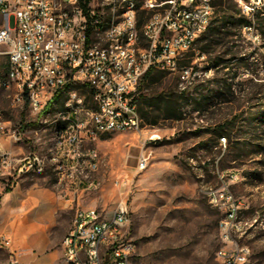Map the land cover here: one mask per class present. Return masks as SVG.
<instances>
[{"label":"rangeland","instance_id":"1","mask_svg":"<svg viewBox=\"0 0 264 264\" xmlns=\"http://www.w3.org/2000/svg\"><path fill=\"white\" fill-rule=\"evenodd\" d=\"M241 3L229 5L242 13ZM221 15L206 29L221 30L220 38L213 37L216 45L208 47L210 36L200 35L189 58L183 54L179 59V66L200 73L188 89L180 119L155 125L143 121L139 133L103 134L92 145L101 157L94 175L97 188L76 193L71 218L75 208H95L111 216L119 204H126L134 245L131 264H219L217 226L224 210L209 201V192L221 188L241 201L238 217L251 225L238 238L250 250L249 263L264 264V23L255 19L258 14L252 19L242 15L248 22L255 20L252 31L261 38L257 42L240 30L242 25H221ZM202 46H207L205 52L198 51ZM6 50L0 46V114L21 135L26 151L43 155L54 130L73 115L56 116L49 124L58 110H67L65 97L35 120L27 106L15 104L13 92L1 85ZM171 91L179 92L175 75L159 72L153 79L143 78L136 98L146 100L137 105L148 112V105L156 107V96ZM80 93L90 104L85 90ZM140 158L146 160L142 170ZM43 175L34 179L55 182L51 170ZM69 225L64 217L48 232L55 251L61 250L60 236Z\"/></svg>","mask_w":264,"mask_h":264},{"label":"built area","instance_id":"2","mask_svg":"<svg viewBox=\"0 0 264 264\" xmlns=\"http://www.w3.org/2000/svg\"><path fill=\"white\" fill-rule=\"evenodd\" d=\"M121 1H130V8L120 20H113ZM262 2L242 0L239 15L256 12ZM214 10L212 0H0V46L7 47L8 61L2 87L7 90L9 78L19 79L13 102H26L34 120L57 94L65 97L64 102H73L74 110H58L49 124L56 116L75 115V122L68 125L73 140H66L65 133L58 140V161L39 164L38 152L23 150L21 135L0 114V141L9 146L0 149V186L6 189L51 166L57 182L71 185L76 193L96 190L94 175L101 157L92 145L103 134L141 131L143 121L134 98L148 71L175 75L179 92L196 83L200 73L178 62L208 28ZM257 19L264 23V15ZM252 24L255 20L240 30L259 42ZM78 73H86V80H78ZM145 166L146 160L140 158L138 170ZM82 172H91V182L83 181ZM209 201L224 210L217 226L219 264H250L249 248L238 242L251 226L238 217L243 204L223 188L210 191ZM129 224L126 204H119L114 216L76 208L61 240L62 263L131 264ZM0 244L10 247L7 238Z\"/></svg>","mask_w":264,"mask_h":264},{"label":"crops","instance_id":"3","mask_svg":"<svg viewBox=\"0 0 264 264\" xmlns=\"http://www.w3.org/2000/svg\"><path fill=\"white\" fill-rule=\"evenodd\" d=\"M2 145L3 149L9 147L6 141ZM12 149L19 151L18 147ZM41 176L21 178L6 189L0 186V240L7 238L10 243L9 248L0 244V264H63L62 251L52 247L48 232L64 217L71 225L76 189L56 179L51 185L34 179ZM70 225L61 233V240Z\"/></svg>","mask_w":264,"mask_h":264},{"label":"trees","instance_id":"4","mask_svg":"<svg viewBox=\"0 0 264 264\" xmlns=\"http://www.w3.org/2000/svg\"><path fill=\"white\" fill-rule=\"evenodd\" d=\"M232 1L233 0H212L213 6L215 9L214 16H216L220 12L222 13L221 18H220L221 25L232 24V25L240 26V25H245L249 23L242 15H239V13L241 12L238 9H237V12H235L232 4L229 5L230 3H232ZM232 13H236L238 17L234 18ZM255 19L258 20L257 17ZM211 23L212 22H210V24ZM209 26H208V29L210 28ZM204 34H208V36H210V38L207 40L208 44L206 45L208 47L211 45L214 46L216 45V43L213 37L220 38L221 30H205L201 35H204ZM197 41L198 39L196 40V42ZM207 46H202L201 48L198 49V51L205 52V50L207 49ZM184 54H188V58H189L190 51ZM7 68H8V61H7ZM7 68H6V71H7ZM158 73L159 72L157 71H148L143 78L153 79ZM187 92H188V89L181 91V92L171 91L169 93H162L156 96L154 98L156 107L153 108L151 105H148V107L151 108V110H149L148 112H145V111L143 112L142 108L139 105H137L139 104L141 99L145 101L146 98L145 97L136 98V94H135L134 100L136 103L137 112L141 120L146 121V123L150 125H155L158 120H168V119L169 120H179L182 114L183 107L186 101L188 100ZM60 98H63L61 94L55 95L45 106L44 110L50 108L52 104L55 103ZM24 105L26 106L27 103L25 102Z\"/></svg>","mask_w":264,"mask_h":264},{"label":"bare ground","instance_id":"5","mask_svg":"<svg viewBox=\"0 0 264 264\" xmlns=\"http://www.w3.org/2000/svg\"><path fill=\"white\" fill-rule=\"evenodd\" d=\"M100 3H105V0H100ZM128 8H130V1H121V5L120 7H118V10H113V20H120V14H127ZM241 10H242V3H241ZM263 13H264V2H262L261 7L256 8V12H249V15H244V16L247 19H252L256 16V14L261 15ZM252 30H254L253 27ZM78 80H86V73H78ZM18 89H19V79L9 78L7 82V90H11L13 93H16ZM65 108L67 110H74V103L66 102ZM43 111L44 109L37 111L36 116H39ZM66 122H67L66 125L58 126L54 130L53 142L51 146L47 149V152L45 154L39 155V164H48L58 161V140L61 138L63 133H65L66 140H73L72 128H68V125H72L73 122H75V115H73V117ZM0 149H3L2 141H0ZM47 169L51 170V166H43V169H37V175L44 174ZM82 179L84 182H91V172H82ZM229 195L232 194L229 193ZM114 215H116V209L114 210L111 216ZM219 241L221 243L220 234H219Z\"/></svg>","mask_w":264,"mask_h":264}]
</instances>
